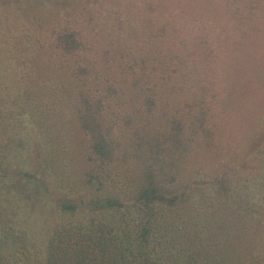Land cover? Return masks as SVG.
Masks as SVG:
<instances>
[{
    "label": "trees",
    "instance_id": "1",
    "mask_svg": "<svg viewBox=\"0 0 264 264\" xmlns=\"http://www.w3.org/2000/svg\"><path fill=\"white\" fill-rule=\"evenodd\" d=\"M54 1L11 43L15 175L68 194L24 264H264V0Z\"/></svg>",
    "mask_w": 264,
    "mask_h": 264
},
{
    "label": "rangeland",
    "instance_id": "2",
    "mask_svg": "<svg viewBox=\"0 0 264 264\" xmlns=\"http://www.w3.org/2000/svg\"><path fill=\"white\" fill-rule=\"evenodd\" d=\"M55 4L54 0H0V163L4 169L0 171V264H24L27 251L32 254L30 262L37 259L42 243L59 223L54 210L56 200L68 195L54 186L42 188L35 182H20L15 175L18 171L39 173V168L36 133L19 105L23 86L20 72L12 61L11 43H18L25 33H36V29L46 32L53 28L55 23L43 25L41 29L38 21L52 17ZM260 125L262 148L264 121ZM258 161L254 160L250 169H257ZM50 180L47 177L51 186ZM258 187L256 182L255 188ZM6 235L10 236L8 241Z\"/></svg>",
    "mask_w": 264,
    "mask_h": 264
}]
</instances>
